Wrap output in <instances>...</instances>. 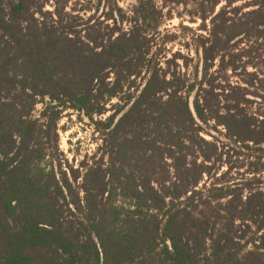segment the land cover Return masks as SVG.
Returning a JSON list of instances; mask_svg holds the SVG:
<instances>
[{
    "label": "trees",
    "instance_id": "trees-1",
    "mask_svg": "<svg viewBox=\"0 0 264 264\" xmlns=\"http://www.w3.org/2000/svg\"><path fill=\"white\" fill-rule=\"evenodd\" d=\"M102 1L0 0V264H264V0ZM67 111L100 140L74 164Z\"/></svg>",
    "mask_w": 264,
    "mask_h": 264
},
{
    "label": "rangeland",
    "instance_id": "rangeland-1",
    "mask_svg": "<svg viewBox=\"0 0 264 264\" xmlns=\"http://www.w3.org/2000/svg\"><path fill=\"white\" fill-rule=\"evenodd\" d=\"M119 4V6L129 14L133 7L135 6L134 0H116ZM250 0H243L237 3L238 6L243 4L244 2H249ZM104 1L101 2V4L98 3V0H69L68 4L65 7V12L70 13L72 15H76L78 20L76 23L84 24L85 19H87L88 16L94 14V21H96L97 24H101L104 22L103 18L100 16L103 11ZM54 7V2H49L46 4L44 10L46 12H51ZM174 16L171 20L165 21L164 25L161 27L162 35L167 33H178L180 31V23L181 20H183V25L191 28L194 33L198 24H192L188 21V18L185 16L183 19H180L178 17V13H182V9H174L173 10ZM105 24L109 23H103L102 27L105 26ZM125 28H127L126 25H124ZM189 36H191V33H188ZM188 40H191L190 37H181L178 39V41L169 44L166 49V56L171 57L173 53L177 51H182V54L189 56H194L193 52H190L189 49H187L184 46V42H187ZM190 42V41H188ZM244 49L248 48V46H241ZM251 59L255 64H257L258 70H262L261 74L264 78V59L261 62L257 57L260 54V51H257V47L254 46L253 49L249 52ZM257 58V59H256ZM249 71H254L252 67H248ZM235 82L236 80L233 79ZM116 101H113L111 104L115 103ZM40 106L38 107L39 110ZM110 115L108 113L105 115L107 117ZM208 138V137H207ZM59 143H60V151L62 152L64 159H67L70 164L77 163V161L81 160L84 156H91L96 151L97 148L100 146V140L98 137V134L94 133L93 127L90 125V123L87 120L81 121L75 113L72 111H67L62 115V119L59 123ZM209 139V138H208ZM226 152V151H225ZM230 159L226 165L224 166L222 171H226V169L230 166L233 167V170L231 171L229 177H232V179H240L241 174L244 172L245 169H237V167H240L241 165L239 161L235 158L234 155H231L230 153ZM235 168V169H234Z\"/></svg>",
    "mask_w": 264,
    "mask_h": 264
}]
</instances>
